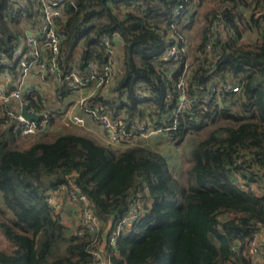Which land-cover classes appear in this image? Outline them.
I'll use <instances>...</instances> for the list:
<instances>
[{
	"label": "trees",
	"instance_id": "obj_1",
	"mask_svg": "<svg viewBox=\"0 0 264 264\" xmlns=\"http://www.w3.org/2000/svg\"><path fill=\"white\" fill-rule=\"evenodd\" d=\"M208 1L216 0L200 3ZM121 2L138 7L120 14ZM176 4V0H76L75 7L67 5L62 72L73 64L83 69L91 58L104 61L96 35L118 34L119 73L110 94L98 92L91 103H99L113 116L123 109L128 116H139L146 106L154 115L166 111L174 97L170 79L153 60L166 47L164 35ZM250 7L247 0L219 2L223 19L236 35L222 31L213 44L217 56L210 59L197 57L209 40L210 8L205 12L199 41L192 47L198 63L188 83L199 122L181 119L179 140L186 134L192 138L187 164L177 176L169 155L154 145L120 150L85 133L59 131L25 147L18 143L13 125L1 127L0 120V233L11 247L0 249V264H94L89 252L92 236L69 234L47 202L52 190L68 188L70 180L87 196L98 219L100 240L134 199L144 198V215L104 253L111 264H253L248 243L252 233L264 227V34L251 13L243 11ZM25 9L10 16L9 0H0V53L7 57L24 36L21 24L30 8ZM188 13H180L175 27V35L186 40L185 30L195 15H201L191 14L186 23ZM159 23L168 27L164 33L155 28ZM251 29L253 41L244 36ZM220 78L238 80L240 92L226 93L224 108L202 110L198 105L207 103L210 83ZM141 82L151 96L138 99ZM58 92L63 100L71 94L63 85ZM35 97L30 104L43 107V98L37 92Z\"/></svg>",
	"mask_w": 264,
	"mask_h": 264
},
{
	"label": "built area",
	"instance_id": "obj_2",
	"mask_svg": "<svg viewBox=\"0 0 264 264\" xmlns=\"http://www.w3.org/2000/svg\"><path fill=\"white\" fill-rule=\"evenodd\" d=\"M75 1L9 0L10 16H15L23 7L26 8L25 10L30 8V11L26 12L28 16L21 24L24 36L14 44L11 56L7 57L5 53H0V62L3 65V68L0 69V83H3V87L0 88V118L3 126L13 125V130L19 138L27 140H34L52 132L54 127L51 120L57 114L53 113V108H50L48 102L50 94L46 88L45 91L40 88L41 82L50 80L56 85L55 89L63 85L71 92L66 99L67 107L61 114L63 127L85 126L84 119L75 113V109L79 108L90 115L105 130L103 142L114 149L121 150L133 145L151 146L152 138L159 135L165 136L166 148L185 143L189 134H186L181 141L178 135L181 119H186L190 123L199 122L193 114V100L188 90V83L198 62H194V52L189 41L175 35V27H178V16L186 10H189V13L184 17V22L190 21L189 17L196 12L200 0H176V9L169 28L163 23H159L155 27L163 33L165 27L168 28L164 35L167 42L166 47L158 56L154 57L153 62L170 79L169 86L172 91L170 94L174 97L166 111L154 115L152 114L154 110L146 106L143 114L139 116H128L124 109L113 116L99 103L90 101L98 92L106 94L119 73L117 50L120 41L115 39L120 37L118 34L108 35L103 32L96 35L97 46L104 52V61L91 58L83 69L73 64L67 72H62L61 50L66 39V33L63 31L66 17L64 10L67 5L75 7ZM220 1L217 0L216 5L210 8L209 16L212 22L208 32L209 40L202 50L198 51V58L206 56L210 59L211 55L217 56L213 44L217 39L219 40L222 31L227 32L230 37L236 35L230 23L224 20L221 15L223 8H218ZM125 4V2H121L119 5L120 14L138 7L136 4ZM249 10L248 13H251L254 22L259 24L262 30L260 35H263L264 0H254ZM26 32H29V35ZM81 42L82 40L79 41V45ZM240 88L238 80L235 79L232 82L223 78L214 80L208 88L207 103L198 105V107L204 111L211 107L215 108V106L224 108L225 94H238ZM36 92L43 98L44 106L39 109L30 104L31 99H36ZM135 95L136 98L143 99L151 96V91L145 83L141 82L137 86ZM25 106L28 114L32 113L38 116L37 120H30L22 115ZM66 189H68L69 199L77 205L78 210L74 234L81 237L87 234L92 236L89 252L94 257V264H111L109 255H104L100 250L101 240L97 233L98 219L89 205L87 196L81 192L74 181H69L68 188L61 185L52 190L47 202L55 214H60L62 203L53 195L62 194ZM133 201L129 211L124 213L117 222H112L110 229L105 232L104 238L107 246H113L118 235L122 231L128 230L144 215L146 211L143 209L144 198H136ZM261 233H264V227L253 232L248 243L247 254L252 258L253 264H256L254 258L261 254L263 248L259 239Z\"/></svg>",
	"mask_w": 264,
	"mask_h": 264
},
{
	"label": "crops",
	"instance_id": "obj_3",
	"mask_svg": "<svg viewBox=\"0 0 264 264\" xmlns=\"http://www.w3.org/2000/svg\"><path fill=\"white\" fill-rule=\"evenodd\" d=\"M35 81V80H34ZM42 84L40 85L41 90L45 91V88L50 94V98L48 100L50 108H53L54 111L57 112V116L53 118L52 126L53 131L50 133L55 132V128L58 127L59 131L63 132V122L61 121V114L63 113V109L66 108V99L63 100V96L59 95L58 89L55 84H53L50 80H45L44 82H41ZM112 85V84H111ZM3 87V83H0V88ZM109 90L106 93V95H109ZM75 113L79 116H81L84 121H85V126L84 127H79V126H69L68 129H65L64 131H70V132H75V133H85L93 137L97 142L104 144V138H105V130L98 125L90 115L85 113L79 108L75 109ZM1 120V118H0ZM1 127H4L1 125ZM50 133H47L49 135ZM56 133V132H55ZM163 153V152H162ZM169 155L171 153L166 152ZM171 163L173 164V160H171ZM54 198H58L61 203H62V211L60 212V221L65 225L67 232L69 234L74 233L75 226L77 224V216H78V210H77V205L71 202V200L68 197L67 191H65L62 194H54ZM147 204L149 202L147 201ZM106 232V231H105ZM104 232V233H105ZM2 235V234H1ZM2 238L4 236L2 235ZM260 241L262 242V246L264 247V233L260 234L259 237ZM11 249V247H9ZM264 250V248H262ZM100 250L102 253H106L109 250V246H107L105 242V238L102 237L101 243H100ZM255 263L256 264H264V251H261V254L257 255L255 258Z\"/></svg>",
	"mask_w": 264,
	"mask_h": 264
},
{
	"label": "rangeland",
	"instance_id": "obj_4",
	"mask_svg": "<svg viewBox=\"0 0 264 264\" xmlns=\"http://www.w3.org/2000/svg\"><path fill=\"white\" fill-rule=\"evenodd\" d=\"M216 1H213L210 4H209L210 1H208L206 3H199L196 12H199L201 15H199V16L195 15L196 19L191 24V26L185 30V32L188 33V36H189L188 41H189L191 47H195L196 43L199 41L198 40L199 35H200L199 32L201 31L202 26L206 21L205 17H204L205 12H207V10H209V8L215 6ZM247 1L249 2V5H252V3L254 2V0H247ZM243 11L248 16V12H249L248 8H246ZM244 36L247 37L248 40L253 41L256 37L255 31L253 29L249 30L248 32L246 31L244 33ZM68 128H69L68 126L63 127V131L65 129H68ZM54 130L56 133L59 132L58 127H56ZM45 135L42 136V137H44V139H46V137L48 138L49 136L51 137V135H53V134L50 133L46 137H45ZM164 138H165V136H163V135L153 137L151 140V145H154V147H156L161 152L163 151V152L171 153L170 160H173V164H174L173 173H174V176H177L181 172V170L184 168V166H186V164H187L188 150H189L188 142L190 141V139L192 137L189 134V136H187V138H186L185 143L174 145L172 148H166L165 143H164ZM31 141L32 140H27L24 138H18V143L21 144L22 146H25V147L28 146ZM9 247L10 246H9L8 242L5 240V238H2V235L0 233V249L4 250V251H10L11 249H9Z\"/></svg>",
	"mask_w": 264,
	"mask_h": 264
},
{
	"label": "water",
	"instance_id": "obj_5",
	"mask_svg": "<svg viewBox=\"0 0 264 264\" xmlns=\"http://www.w3.org/2000/svg\"><path fill=\"white\" fill-rule=\"evenodd\" d=\"M26 34L29 35V32H26ZM115 39L120 41V37H116ZM22 115H23L25 118L30 119V120H31V119H33V120H37V119H38V116H37L36 114H32V113H31V114H28V113L26 112V106L23 107ZM110 226H111V223H109V225L107 226V228H106V232L110 229Z\"/></svg>",
	"mask_w": 264,
	"mask_h": 264
},
{
	"label": "clouds",
	"instance_id": "obj_6",
	"mask_svg": "<svg viewBox=\"0 0 264 264\" xmlns=\"http://www.w3.org/2000/svg\"><path fill=\"white\" fill-rule=\"evenodd\" d=\"M105 231H106V229H105Z\"/></svg>",
	"mask_w": 264,
	"mask_h": 264
}]
</instances>
